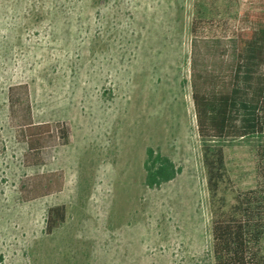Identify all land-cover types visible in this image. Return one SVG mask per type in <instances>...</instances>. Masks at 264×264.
<instances>
[{"label":"rangeland","instance_id":"374dc122","mask_svg":"<svg viewBox=\"0 0 264 264\" xmlns=\"http://www.w3.org/2000/svg\"><path fill=\"white\" fill-rule=\"evenodd\" d=\"M244 2L0 0V264H214V211L257 185L264 135L221 142L212 198L192 95L233 68ZM22 84L34 122L55 127L39 167L10 117ZM151 151L175 179L148 182ZM58 205L66 222L48 235Z\"/></svg>","mask_w":264,"mask_h":264},{"label":"trees","instance_id":"16d2710c","mask_svg":"<svg viewBox=\"0 0 264 264\" xmlns=\"http://www.w3.org/2000/svg\"><path fill=\"white\" fill-rule=\"evenodd\" d=\"M234 35L236 60L231 70L210 74L195 83L192 95L198 137L203 141V163L208 189L215 198L225 178L226 155L222 141L262 137L264 135V0H244ZM9 111L18 141L27 145L26 167L45 165L44 149L54 135V125L33 120L29 87L9 88ZM58 141L71 143L67 123L57 125ZM148 182L160 186L176 178L179 170L167 157H154ZM258 182L249 190L239 191L229 211L219 207L212 219L214 264H264V154L257 163ZM64 205L48 210L46 233L66 222Z\"/></svg>","mask_w":264,"mask_h":264}]
</instances>
